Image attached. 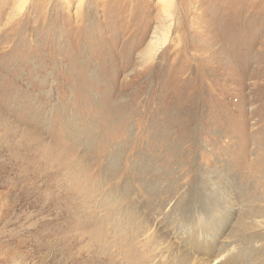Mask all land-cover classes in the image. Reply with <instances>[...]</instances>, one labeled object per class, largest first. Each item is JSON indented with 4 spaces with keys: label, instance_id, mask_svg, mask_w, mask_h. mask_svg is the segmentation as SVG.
<instances>
[{
    "label": "rangeland",
    "instance_id": "rangeland-1",
    "mask_svg": "<svg viewBox=\"0 0 264 264\" xmlns=\"http://www.w3.org/2000/svg\"><path fill=\"white\" fill-rule=\"evenodd\" d=\"M0 264H264V0H0Z\"/></svg>",
    "mask_w": 264,
    "mask_h": 264
},
{
    "label": "bare ground",
    "instance_id": "bare-ground-1",
    "mask_svg": "<svg viewBox=\"0 0 264 264\" xmlns=\"http://www.w3.org/2000/svg\"><path fill=\"white\" fill-rule=\"evenodd\" d=\"M157 47V46H156Z\"/></svg>",
    "mask_w": 264,
    "mask_h": 264
}]
</instances>
